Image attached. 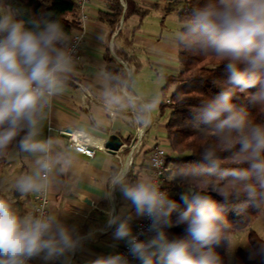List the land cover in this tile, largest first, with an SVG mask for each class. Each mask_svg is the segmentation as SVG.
<instances>
[{"label":"clouds","instance_id":"clouds-1","mask_svg":"<svg viewBox=\"0 0 264 264\" xmlns=\"http://www.w3.org/2000/svg\"><path fill=\"white\" fill-rule=\"evenodd\" d=\"M72 39L58 18L26 15L16 0H0V156L15 148L35 159L34 169L15 181L20 196L91 184L73 153L103 141L69 128V149L45 131L76 67ZM175 40L180 49L214 57L224 74L219 90L192 114L207 139L173 170L179 191L164 189L150 173L133 178L125 163L103 185L92 186L89 195L96 199L77 196L84 208H95L99 199L108 203L103 224L86 232L70 217L21 215L14 201L0 198V264H76L98 235L109 232L127 252L97 255L85 264H225L220 247L229 260L244 247L249 260L264 264V233L246 238L253 214L264 218V0H203L181 20ZM239 94H246L247 106L236 102ZM106 98L117 102L111 94ZM160 103L143 106V128L151 126ZM148 166L159 168L160 162L153 158ZM229 211L241 217L239 225L228 219ZM141 219L148 222L145 239L134 230ZM178 226L184 234L170 237L167 230Z\"/></svg>","mask_w":264,"mask_h":264},{"label":"crops","instance_id":"crops-1","mask_svg":"<svg viewBox=\"0 0 264 264\" xmlns=\"http://www.w3.org/2000/svg\"><path fill=\"white\" fill-rule=\"evenodd\" d=\"M134 1L151 9L143 19L142 25L134 30L131 54L141 64L137 71H142L144 68L151 69L149 70L152 79L150 83L159 85L160 72L157 71V74H155V66L159 65V62L154 55H156V51L171 50L172 48L178 52L177 44L173 46L163 40V37L166 38L163 30H167V21L170 16L172 17V14L176 15V13L165 14L162 9L151 7L155 3L162 6L166 0ZM105 9L106 0H92L87 5L86 10L89 12V19L86 22V37L81 50V60L76 63L75 70L68 77L69 86L66 94L55 101V109L50 114L45 128L46 132L53 133L62 144H67V140L60 130L71 127L88 132L93 140L103 141L98 145L96 154L93 157L73 153L76 157L78 172L91 184L83 183L75 191L70 190L69 187L48 188L47 216L70 217L69 223L78 224L81 232H86L93 225L103 224L105 219L103 209L108 206V203L103 199H99L95 208H84L77 200V196L80 199H83L84 196L96 199L94 194L89 195L94 191L92 186L103 185L105 178L125 163H127L133 178L146 173L153 175L152 169L148 166L152 147L159 144L164 148H169L165 124L170 115V109L161 112L160 105L157 109L159 111L152 115L153 123L150 127L144 129V136L139 146L133 150L130 146L122 147L116 153L106 147V142L112 134L120 137L122 144L131 142L137 127L141 126L138 116L141 114L143 106L148 102L147 95L138 92L131 85V80L135 74L132 77L128 76L127 81L130 80V89H127L126 86L114 89L111 87L109 75L106 71L105 54L108 47L113 51L115 33L110 35L109 26L99 18V12ZM129 19L131 22L133 21L131 26L133 30L139 23V19L137 16H132ZM124 64L126 66L127 63L124 62ZM135 67H131L130 63V69L127 68L128 75L130 70L131 75ZM123 88H125V91H123ZM106 93L115 96L117 102L110 103L109 99L106 98ZM162 116L164 117L162 118ZM69 149L71 148L69 147ZM34 167L35 159L33 157L11 148L0 172L1 190L7 196L13 197L16 191L11 186L15 184V181L21 175L28 174ZM61 179L65 184H68L70 178L64 176ZM6 184L13 190V195L3 190ZM33 194L19 195L21 199L26 200L27 214L32 212L34 206ZM117 203L119 204L120 201L118 200ZM136 222L137 220L134 222V227ZM114 243L116 244L115 248L112 247ZM122 246H124L122 242L112 240L110 232L98 235L96 240L88 246V251L75 258L76 264H85V261L97 255L112 251L118 252Z\"/></svg>","mask_w":264,"mask_h":264},{"label":"trees","instance_id":"trees-1","mask_svg":"<svg viewBox=\"0 0 264 264\" xmlns=\"http://www.w3.org/2000/svg\"><path fill=\"white\" fill-rule=\"evenodd\" d=\"M202 2L203 0H166L162 6L155 3L151 7L162 9L165 14L175 12L181 22L193 7L198 6ZM16 3L26 15H51L58 18L66 31L71 35L82 27L77 0H16ZM150 9V7L142 6L134 0H106V9L99 12L100 20L109 26L110 35L115 33L113 51L108 47L105 54L107 61L106 71L113 89L121 86H126L127 89H130V80L127 81L129 76L127 68L130 69L131 60L136 59L131 54L133 49L132 39H127L122 45H119L116 41L117 36H121L122 34V24L126 23L130 17L137 16L139 23L133 30L139 28L142 25L143 19L149 14ZM127 46L129 47L128 50L126 49ZM177 47L179 68L176 73L164 74L160 103L161 112L170 109V115L165 124L169 149L171 151L165 158V174L170 176V180L169 186L164 189L173 191L174 193L179 191V183L172 175L173 170L177 165L191 160L192 154L207 139L194 126L192 114L203 100L214 95L224 83L223 71L217 67L218 61L214 57L180 49L178 44ZM124 62L127 63L126 66ZM134 65L136 67L131 72V77L141 66L137 59ZM171 87L173 89L169 92ZM236 102L247 106L246 94H239V99ZM249 111L257 118L260 116L254 108L249 107ZM10 150L11 148L4 155L0 156V171L6 162ZM0 198L14 201L16 210L21 215L27 214L26 200L21 199L17 192L14 193L13 197L7 196L1 190V180ZM173 198L180 203V207L183 209L184 205L179 200V197L174 195ZM214 198L220 200L218 196H214ZM226 215L232 223L240 224L241 217L237 216L234 212L229 211ZM255 217V214H253L250 225ZM167 231L170 237L182 236L184 234L183 226L173 227ZM257 234L255 230L251 229L248 239H256ZM217 251L224 258L225 264H228L225 249L220 247L217 248ZM234 264H261V262L249 260L247 251L238 248Z\"/></svg>","mask_w":264,"mask_h":264},{"label":"rangeland","instance_id":"rangeland-1","mask_svg":"<svg viewBox=\"0 0 264 264\" xmlns=\"http://www.w3.org/2000/svg\"><path fill=\"white\" fill-rule=\"evenodd\" d=\"M132 22L129 19L126 23L122 24V34H121V36H117V38H116V41L119 45H122L124 43V41H126L127 39L133 40V36L135 34V31L132 30V27H131L133 25ZM180 23L181 22L179 21L177 15L172 14V17L171 16L169 17V19L167 21V30L166 31L163 30V32H165V35H166V38L163 37V40L165 42H168L169 44H171L173 46H175L177 44L176 40H175V35L177 33V29L180 27ZM126 49L128 50L129 47L127 46ZM154 57H156V60L159 62V65L155 66V68H156L155 74H157V71H158V72H160V75H161L159 85H156V84L153 85V83H150V82H152V79L150 78V75H149V70H151V69H146V68H144V70H142V71H137L135 73L134 78L131 80V85L133 86V88H135V90H137L138 92H143L144 94L147 95V102L148 103L161 101V98H162L161 88L164 84V74L176 73L177 69L179 68L178 52L174 48H172L171 50L167 49L165 51H160V52L156 51V55H154ZM135 60L136 59L134 58L131 61L134 62ZM133 62H131V67H135ZM148 68H150V67H148ZM172 89H173V87L170 88L169 92ZM158 111L154 110L152 115H155V113ZM163 117L164 116H162V118ZM166 150H167V154L169 152H171L169 148H166ZM10 158H11V154L9 156V161H10ZM169 180H170V176L168 174H165V178H164V186L165 187L164 188L169 186ZM5 186H6V188H5ZM5 186H4L3 190L6 192H9L11 195H13L12 191L15 190V184L13 186H11L13 188V190H11V187L9 185L6 184ZM10 190H11V192H10ZM250 228L255 230L258 234L264 233V218L256 216L254 218L252 224L250 225ZM246 238L248 239V236ZM239 248L246 250L244 247H239ZM237 250L235 252L234 257L231 260H229V258L227 256L228 264H234V260L236 258Z\"/></svg>","mask_w":264,"mask_h":264},{"label":"built area","instance_id":"built-area-1","mask_svg":"<svg viewBox=\"0 0 264 264\" xmlns=\"http://www.w3.org/2000/svg\"><path fill=\"white\" fill-rule=\"evenodd\" d=\"M92 0H77V5H78V11H79V17L80 20L82 22V27L79 28L78 30L74 31L72 33V41L70 43V48L73 51V55L75 58V64L78 63L81 60V50L85 41V37H86V22L89 19V12L88 10H86L87 5L91 2ZM123 91H125V88H123ZM73 129H77L82 131V133L89 138V140H93V137L86 131L80 129V128H76V127H71ZM49 129H51V127H49ZM69 129V128H67ZM67 129H62L60 130L61 133L66 137L67 140V145L71 148V144L74 140V138H69L67 136ZM144 129L142 126L137 127V130L135 132V136L131 139V142H129L128 144H122L121 147L119 149H121L122 147H131L132 150L135 149L137 146H139L141 144L142 138L144 136ZM98 148V146L91 148L90 150H87L81 154H85L89 157H93L96 154V149ZM105 150H107L105 147H103ZM118 149V150H119ZM109 150V149H108ZM114 151L115 153L118 151ZM167 155V150L166 148H164L163 146L159 145V144H155L152 147L151 153H150V158H149V163L153 158H157L160 162V166L159 168H151L152 169V173L153 175L156 177V179L159 181V183L161 184V186L164 188V178H165V158ZM33 209L32 212L33 214L36 215H47L48 214V204H49V195H48V189L45 190L42 193H34L33 194ZM147 224L148 222L146 220H137L134 230L136 232H144V235L140 236V239H145L147 238V236H149L150 234L147 233ZM118 252H123L126 253L127 252V248L126 246H122ZM129 259H131V257H129ZM133 264H136L135 261H133Z\"/></svg>","mask_w":264,"mask_h":264},{"label":"water","instance_id":"water-1","mask_svg":"<svg viewBox=\"0 0 264 264\" xmlns=\"http://www.w3.org/2000/svg\"><path fill=\"white\" fill-rule=\"evenodd\" d=\"M129 76H130V71H129ZM121 145H122V140L120 139V137H118L115 134H112L106 142V147L112 152L118 150L121 147Z\"/></svg>","mask_w":264,"mask_h":264}]
</instances>
